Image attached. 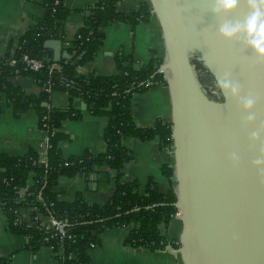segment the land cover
I'll return each mask as SVG.
<instances>
[{"label": "trees", "instance_id": "obj_1", "mask_svg": "<svg viewBox=\"0 0 264 264\" xmlns=\"http://www.w3.org/2000/svg\"><path fill=\"white\" fill-rule=\"evenodd\" d=\"M119 1L99 0L88 7L89 15L83 24L71 38H66L63 28L69 9L64 6V0H38L44 8L43 16L22 35L13 52L8 51L0 59V113L9 112L17 117L33 111L49 145L41 159L39 149L31 146L20 156L0 155V206L8 229L25 240L24 249L35 251L47 246L60 264H88L89 249L98 244L103 230L112 228H129L126 240L131 245L161 250L167 236L161 233L159 225L167 226L176 210L172 204L175 201L172 185L160 191L149 180L144 193H139L136 181H126L121 173L127 159L122 155L126 139L157 137L161 146H172L171 123L158 120L152 126L141 127L132 116V94L166 84L164 76L157 72L162 57L153 49L151 59L134 69L130 57L117 54L115 75L78 72V67L98 52L103 28L114 22L134 25L149 20L151 12L147 3L119 12L116 10ZM54 38L63 44L57 60L44 54V42ZM23 55L42 60L43 67L29 68L22 61ZM52 64L56 68L50 70ZM14 75L29 77L37 92L28 93L13 85L10 78ZM55 92L65 94L64 106L52 104ZM213 98L221 100L220 96ZM84 114L106 118L102 129L105 147L96 154L85 151L64 157L59 148L66 138L61 132L62 122L78 120ZM99 167L110 170L107 179L114 186L113 194L103 204L88 203L81 195L71 202L57 197L54 189L60 176L78 174L88 179ZM162 173L171 180L173 169L164 164ZM22 208L31 210V223L21 219ZM36 215L41 217L37 219ZM47 217L66 222L65 237L59 238L55 231L41 225ZM0 264L11 263L5 257L0 258Z\"/></svg>", "mask_w": 264, "mask_h": 264}, {"label": "water", "instance_id": "obj_2", "mask_svg": "<svg viewBox=\"0 0 264 264\" xmlns=\"http://www.w3.org/2000/svg\"><path fill=\"white\" fill-rule=\"evenodd\" d=\"M146 1L160 27L159 68L170 88L172 204L181 223L174 250L182 264H264V56L244 31L254 9L249 0L227 11L215 0ZM225 25L240 30L225 38ZM195 59L237 94L217 86L222 100L208 97Z\"/></svg>", "mask_w": 264, "mask_h": 264}, {"label": "crops", "instance_id": "obj_3", "mask_svg": "<svg viewBox=\"0 0 264 264\" xmlns=\"http://www.w3.org/2000/svg\"><path fill=\"white\" fill-rule=\"evenodd\" d=\"M99 0H64V6L69 9L63 32L66 38H71L88 16L87 8ZM146 0H120L116 6L119 12H128ZM89 13V11H88ZM44 8L38 0H0V59L9 51L13 52L20 38L34 22L42 17ZM103 39L94 57L78 67L82 74L93 72L96 75L110 76L118 73L115 55L130 57L134 64H146L152 57V50L162 53V38L159 24L151 13L148 21H138L134 25L114 22L102 29ZM63 44L60 39L46 41L44 54L51 53V58L61 55ZM59 57V56H58ZM49 58V57H48ZM129 58V59H130ZM13 85L28 93L37 92V87L29 78L14 75L10 78ZM51 102L62 107L66 103L65 94L55 92ZM132 116L135 123L141 127L152 126L156 121L164 123L171 121L170 88L160 84L142 92H136L131 97ZM106 118L84 114L78 120L65 119L61 132L66 138L59 143L64 157L80 155L85 151L92 154L101 152L105 144L102 140V129ZM42 133L38 128V117L33 111L20 116L9 112L0 113V155H22L27 147L38 148ZM127 159L123 163L121 173L126 181H136L139 193H144L149 180L157 185L160 191H166L171 180L162 173V166L169 165L173 169L172 146H161L157 137L142 140L138 137L124 141ZM111 176L106 167H99L85 178L83 175L60 176L55 186L57 197L68 202L78 195L88 203L103 204L114 192V186L107 179ZM21 219L31 222V210L22 208ZM47 219H44V222ZM129 228L105 229L99 235V242L89 249L88 264H182L176 247L166 246L161 250H150L131 245L127 242ZM161 233L169 240H177L181 231V223L171 219L169 224L159 225ZM25 240L22 236L12 233L0 206V258L8 257L11 264H60L54 257L51 248L42 246L35 251L23 248Z\"/></svg>", "mask_w": 264, "mask_h": 264}, {"label": "clouds", "instance_id": "obj_4", "mask_svg": "<svg viewBox=\"0 0 264 264\" xmlns=\"http://www.w3.org/2000/svg\"><path fill=\"white\" fill-rule=\"evenodd\" d=\"M236 2L237 0H215V4L225 11L235 7ZM249 5L254 9V11L246 19L244 31L250 38L249 45L258 55L264 56V13H261L260 11V8L264 7V0H249ZM239 30V25H225L221 28V34L225 38H230ZM217 86L230 91L233 96H235L238 92V89L227 80L217 82ZM251 103V100L245 101V108L250 107Z\"/></svg>", "mask_w": 264, "mask_h": 264}, {"label": "built area", "instance_id": "obj_5", "mask_svg": "<svg viewBox=\"0 0 264 264\" xmlns=\"http://www.w3.org/2000/svg\"><path fill=\"white\" fill-rule=\"evenodd\" d=\"M157 54L162 57L163 56V51H162V53H158L157 52ZM22 61L25 62V64L29 68L38 69V68L43 67L42 60L37 59V58H33V57H29L27 55H23ZM54 68H56V65H54V64H52V65L49 66V69L50 70L51 69H54ZM157 72L160 73V74H162L164 76L163 71L160 68H158V71ZM164 79H165V76H164ZM39 130L42 133V138H41V141H40L39 147H38V149L40 151V159H41V157L43 156V154L45 152V149L47 147H49V145H47L46 142H45L46 139H47L46 133L43 130H41V129H39ZM35 217L38 219L41 216L36 215ZM172 218L173 219H176L178 221L180 220V214H179V211L178 210H175V213L172 215ZM46 219H47V221L44 222V219H43V221L41 222V225L45 229H52L53 231H55V235L57 234L59 236V238L65 237V235H66V231H65V224H66V222L65 221H63L61 219H55L53 217H47ZM167 245L168 246H171L172 245L173 247H176L177 248L178 245H179V240L178 239L175 240V241L174 240H169L168 237H167V243H166L165 247Z\"/></svg>", "mask_w": 264, "mask_h": 264}, {"label": "flooded vegetation", "instance_id": "obj_6", "mask_svg": "<svg viewBox=\"0 0 264 264\" xmlns=\"http://www.w3.org/2000/svg\"><path fill=\"white\" fill-rule=\"evenodd\" d=\"M198 63H200L201 65L199 68V74L201 78L203 79V86L205 88L207 96L210 97L211 99H214L213 98L214 96L221 97L218 87L213 77L211 76V74L206 70V68L203 66V64L200 61H198ZM214 100H217V99H214ZM221 100H222V97H221Z\"/></svg>", "mask_w": 264, "mask_h": 264}, {"label": "rangeland", "instance_id": "obj_7", "mask_svg": "<svg viewBox=\"0 0 264 264\" xmlns=\"http://www.w3.org/2000/svg\"><path fill=\"white\" fill-rule=\"evenodd\" d=\"M192 63H193L194 66H195V69H196V72H197V76H198V80H199L200 84L202 85V87L204 88V86H203V79L201 78V76H200V74H199V68H200V66H199V64L196 63V61H194V60H192ZM204 89H205V88H204Z\"/></svg>", "mask_w": 264, "mask_h": 264}]
</instances>
